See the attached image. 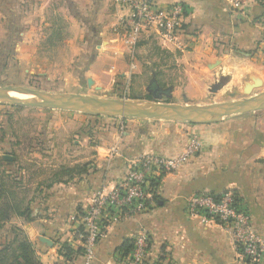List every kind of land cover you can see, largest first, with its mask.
<instances>
[{
    "label": "crops",
    "instance_id": "obj_1",
    "mask_svg": "<svg viewBox=\"0 0 264 264\" xmlns=\"http://www.w3.org/2000/svg\"><path fill=\"white\" fill-rule=\"evenodd\" d=\"M148 1L158 6L180 2L188 11L179 48L165 50L156 44L161 55L175 61L170 72L175 84L170 85L167 97L171 102L200 106L207 103L209 93L234 99L240 91L249 88L253 92L264 86V0H252L242 12H232L225 0ZM6 3L16 9L36 10L39 17L41 14L42 21L35 26L48 35L42 33L39 42L44 48L54 45L64 64L60 71L63 79L69 70L104 89L118 76L122 91L131 80L144 81L147 71L136 55L149 49L148 43L142 42L131 53L113 33L121 14L114 0ZM46 11L53 12V23L44 20ZM26 33L29 36L30 32ZM147 55L151 62L156 61L152 53ZM190 135H196L201 144L198 155L178 172L163 176L148 212L107 229L91 264H115L117 255L124 252L122 245L127 242L130 246L139 233L149 235L151 261L161 264H249L238 261L226 229L201 225L187 215L185 204L195 193L219 196L231 190L249 213L253 229L264 235V110L212 124L102 120L90 136L81 139L89 146L74 150L72 157H79L73 163H84L71 179L24 185L25 175L19 173L17 192L24 194L18 198L28 208L25 214L0 225V250L23 235L40 264H62V244L72 250L80 248L79 217L95 193L113 190L135 159L181 153ZM39 139L60 138L44 132ZM70 264H83V259L75 256Z\"/></svg>",
    "mask_w": 264,
    "mask_h": 264
},
{
    "label": "rangeland",
    "instance_id": "obj_2",
    "mask_svg": "<svg viewBox=\"0 0 264 264\" xmlns=\"http://www.w3.org/2000/svg\"><path fill=\"white\" fill-rule=\"evenodd\" d=\"M25 8L16 9L10 3L7 4L6 0H2V5H0L2 21L0 27V88L19 96L27 91H41L80 97L82 100H77L78 104L119 100L143 102V105L145 103L150 105L175 104L165 96H162L159 101L156 100L152 93L153 85L149 84L156 81L159 87L168 90L170 85L175 84L171 81L174 77L170 76L175 61L168 55H161L162 51L157 48L153 36L145 34L137 44L139 46L142 42H147L149 48H145L141 55H136L147 71L144 81L131 80L126 83V91H122L123 83L118 76H113L112 85L101 89L92 81L88 82L86 76L75 75L73 71L68 70V74L69 72L71 74L69 76L63 74L65 77L63 79L60 71L64 64L60 55H56L54 45H45L44 48V45L39 42L43 38L41 34H47V32L44 33L45 29L41 30L40 27L35 26L39 19L42 21L41 14L39 17L36 10ZM43 16L48 22L54 17L51 11H46ZM26 20H29L28 23ZM26 32H30L29 36H25ZM113 33L120 40L122 39L123 32L120 28H113ZM150 53L156 61L151 62L148 59L150 55L147 54ZM152 71L155 73L154 76L150 75ZM146 87L149 88L146 89ZM263 93L264 86L253 92L240 91L234 99L224 95L216 97L209 93L207 103L199 107L204 108L233 100L259 97ZM175 105L192 106L187 103ZM73 117H77V120H72ZM102 120L106 122L111 120L169 122L121 119L106 114H87L50 107H19L0 102V173L4 171L19 177V173L23 172L24 185L67 179L76 174L84 163L83 161L80 164L73 163L79 157L74 155L72 157L74 150L79 151L78 147L89 146V142L81 141V139L90 136L95 130V125ZM44 132L57 135L60 139L57 141L40 140L39 137ZM69 153H71L70 156L67 155ZM4 156H10L13 160H4ZM65 169L71 171L64 173ZM54 174L58 177L55 178ZM17 190L16 197H23L24 193L17 192Z\"/></svg>",
    "mask_w": 264,
    "mask_h": 264
},
{
    "label": "built area",
    "instance_id": "obj_3",
    "mask_svg": "<svg viewBox=\"0 0 264 264\" xmlns=\"http://www.w3.org/2000/svg\"><path fill=\"white\" fill-rule=\"evenodd\" d=\"M232 12H242L252 0H225ZM121 12L116 28L123 32L121 41L131 53L143 37L153 36L160 48H179L184 33L183 25L188 11L180 3L158 6L148 0H114ZM201 144L196 135H190L184 150L175 156L148 155L133 160L123 178L108 193L97 192L88 208L79 217L83 264H91L97 245L107 229L113 225L139 217L148 212L158 195L160 182L166 174L178 172L196 157ZM186 213L201 225L215 224L227 230L239 262L264 264V235L252 227L251 217L231 190L219 196L200 192L186 199ZM130 249L120 252L115 264H161L151 261V240L139 233L130 241ZM62 264L65 262L59 254Z\"/></svg>",
    "mask_w": 264,
    "mask_h": 264
},
{
    "label": "water",
    "instance_id": "obj_4",
    "mask_svg": "<svg viewBox=\"0 0 264 264\" xmlns=\"http://www.w3.org/2000/svg\"><path fill=\"white\" fill-rule=\"evenodd\" d=\"M150 85H153L152 93L156 100L159 101L162 96L169 97L168 89L163 91L155 81L151 82ZM220 86L221 84L217 85L215 89ZM5 91V89L0 88V102L13 106L50 107L87 114H106L121 119L162 120L189 124H212L226 117L264 110V93L259 97L239 99L202 108L199 106L183 107L175 104L150 105L145 103L143 105V102L128 100L78 104L76 101L82 100L80 97L27 91L21 95L26 96L25 98H19L8 95ZM247 91H250V89L248 88ZM3 158L7 161L13 160L10 156H4Z\"/></svg>",
    "mask_w": 264,
    "mask_h": 264
},
{
    "label": "trees",
    "instance_id": "obj_5",
    "mask_svg": "<svg viewBox=\"0 0 264 264\" xmlns=\"http://www.w3.org/2000/svg\"><path fill=\"white\" fill-rule=\"evenodd\" d=\"M64 171V173H68L71 170L65 169ZM72 176L68 178L71 179ZM54 177L57 178L58 175L54 174ZM20 183L17 176L4 171L0 173V225L13 217L25 214L27 211V205L25 206L22 200L16 197V188L20 187ZM121 248L127 252L130 246L125 242ZM81 251V248L72 250L66 243L61 246V253L65 257L66 263L80 255ZM0 264H40V262L32 244L22 235L14 244L7 245L0 250Z\"/></svg>",
    "mask_w": 264,
    "mask_h": 264
},
{
    "label": "bare ground",
    "instance_id": "obj_6",
    "mask_svg": "<svg viewBox=\"0 0 264 264\" xmlns=\"http://www.w3.org/2000/svg\"><path fill=\"white\" fill-rule=\"evenodd\" d=\"M5 93H7L8 95H11V96H13V97H19V98H25L26 96H19V95H17L16 93H12V92H10V91H5Z\"/></svg>",
    "mask_w": 264,
    "mask_h": 264
}]
</instances>
